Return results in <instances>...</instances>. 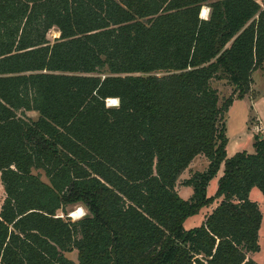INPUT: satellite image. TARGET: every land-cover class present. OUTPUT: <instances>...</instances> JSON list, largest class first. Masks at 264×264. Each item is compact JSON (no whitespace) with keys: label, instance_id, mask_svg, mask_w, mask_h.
Segmentation results:
<instances>
[{"label":"trees","instance_id":"16d2710c","mask_svg":"<svg viewBox=\"0 0 264 264\" xmlns=\"http://www.w3.org/2000/svg\"><path fill=\"white\" fill-rule=\"evenodd\" d=\"M263 64L255 0H0V264H258L264 140L229 157L226 116Z\"/></svg>","mask_w":264,"mask_h":264},{"label":"rangeland","instance_id":"374dc122","mask_svg":"<svg viewBox=\"0 0 264 264\" xmlns=\"http://www.w3.org/2000/svg\"><path fill=\"white\" fill-rule=\"evenodd\" d=\"M260 2L264 7V0H255ZM264 9V8H263ZM204 10L208 11L207 7ZM60 37L58 29L54 28L48 34L49 41L53 44L56 39ZM220 95V103L222 104L232 94V88L226 84V82L214 83ZM111 107H116L115 102L107 101ZM26 115L32 120H38L39 114L37 112H27ZM226 136L228 139L227 154L232 157L238 152L246 151L248 153H254V144L257 138L264 140V64L262 69L256 71L253 74V84L250 93L243 100H237L235 96V102L226 116ZM208 167V161L205 157H197L190 167L182 174L177 185V192L185 199L189 200L193 194V190L190 187L183 186V182L189 179L196 172H203ZM222 175V170L219 176L215 178L209 185L208 195L213 196L218 187V178ZM6 198V194L0 179V210ZM250 199L256 202L263 214V222L260 230V246L259 253L254 254L252 257L258 264H264V195L258 188H254L251 191ZM83 210V215L79 218H72L71 220L77 221L84 218L88 213L82 206H74L68 208L70 215L76 212L78 209ZM213 207L204 209L201 213L195 217L189 218L185 222L186 229H192L200 226L206 216L212 211ZM61 215V214H60ZM67 257L78 263L77 251L67 254Z\"/></svg>","mask_w":264,"mask_h":264},{"label":"bare ground","instance_id":"6f19581e","mask_svg":"<svg viewBox=\"0 0 264 264\" xmlns=\"http://www.w3.org/2000/svg\"><path fill=\"white\" fill-rule=\"evenodd\" d=\"M202 16L204 17V18H208V11L207 10H204L203 12H202ZM110 101V100H109ZM111 101H113V102H117L116 100H114V99H112ZM111 106V105H110ZM83 215V210H82V208L81 209H78L76 212H73L72 214H71V217L72 218H79V217H81Z\"/></svg>","mask_w":264,"mask_h":264},{"label":"built area","instance_id":"2783aa9c","mask_svg":"<svg viewBox=\"0 0 264 264\" xmlns=\"http://www.w3.org/2000/svg\"><path fill=\"white\" fill-rule=\"evenodd\" d=\"M256 2H258V1H256ZM258 3L262 6V8H264L263 5H262L260 2H258ZM116 101H117V102H115V104L118 106V105H119V102H118V100H116ZM110 102H113V101L110 100ZM108 106H110V105L108 104ZM117 106H116V107H117Z\"/></svg>","mask_w":264,"mask_h":264},{"label":"water","instance_id":"95a60500","mask_svg":"<svg viewBox=\"0 0 264 264\" xmlns=\"http://www.w3.org/2000/svg\"><path fill=\"white\" fill-rule=\"evenodd\" d=\"M201 18H203V19H207V18H204L203 16H202V14H201ZM110 102V101H109ZM111 103V102H110ZM71 217V216H70Z\"/></svg>","mask_w":264,"mask_h":264}]
</instances>
